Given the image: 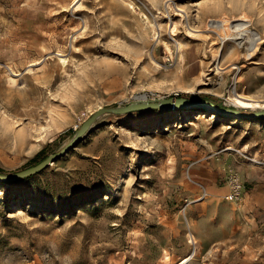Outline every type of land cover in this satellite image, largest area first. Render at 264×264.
I'll use <instances>...</instances> for the list:
<instances>
[{
	"label": "rangeland",
	"instance_id": "rangeland-1",
	"mask_svg": "<svg viewBox=\"0 0 264 264\" xmlns=\"http://www.w3.org/2000/svg\"><path fill=\"white\" fill-rule=\"evenodd\" d=\"M236 86L264 104V0H0V173L61 150L100 107L236 108ZM0 264H264V119L101 115L0 182Z\"/></svg>",
	"mask_w": 264,
	"mask_h": 264
},
{
	"label": "water",
	"instance_id": "water-1",
	"mask_svg": "<svg viewBox=\"0 0 264 264\" xmlns=\"http://www.w3.org/2000/svg\"><path fill=\"white\" fill-rule=\"evenodd\" d=\"M200 109L212 114L219 115L221 117L230 119H264V110H244L242 108H231L226 106H219L216 103L206 100L199 99H188L184 97L176 98H161V99H135L130 101V103L125 105H118L115 107H100L92 116L84 121L83 126L76 131L72 140L61 150L54 152V154L49 155L47 158L39 162V164L23 169V171L2 174L0 173V182L8 183L15 181H22L27 177L38 174L42 169L46 168L50 164L54 163L60 157L66 155L69 150L75 146L80 140L84 133L94 125L95 121L106 113L112 114H126L131 111H139L146 109H163L165 111H177L182 109Z\"/></svg>",
	"mask_w": 264,
	"mask_h": 264
},
{
	"label": "bare ground",
	"instance_id": "bare-ground-1",
	"mask_svg": "<svg viewBox=\"0 0 264 264\" xmlns=\"http://www.w3.org/2000/svg\"><path fill=\"white\" fill-rule=\"evenodd\" d=\"M237 39H240L242 41H246L249 42V50L253 49V47L255 46L256 42L259 40L258 34L257 32L254 31H250V32H239ZM221 52L222 50L219 52H217L215 54V62L217 63V65L219 64L220 60H221ZM183 56V55H182ZM59 60L62 62L63 65L66 64L67 60L65 57H60ZM184 60V59H183ZM184 62V61H183ZM234 66V65H233ZM14 75V74H13ZM16 75V74H15ZM233 94L229 97V101L233 104L234 107L236 108H242L244 110H264V104H260L258 101H256L255 99L252 100L249 97L243 95L242 93L237 91V86L232 90ZM146 95L140 96V98H145ZM260 101V100H259ZM229 104V103H228ZM20 142H24L27 139L25 137H22L19 139ZM244 170V169H243ZM242 170V171H243ZM241 171V172H242ZM243 173V172H242ZM239 174V173H238ZM236 181V180H235ZM195 240V239H194ZM196 242V241H195ZM193 242V243H195ZM196 244V243H195Z\"/></svg>",
	"mask_w": 264,
	"mask_h": 264
},
{
	"label": "built area",
	"instance_id": "built-area-1",
	"mask_svg": "<svg viewBox=\"0 0 264 264\" xmlns=\"http://www.w3.org/2000/svg\"><path fill=\"white\" fill-rule=\"evenodd\" d=\"M238 188H239V186H238Z\"/></svg>",
	"mask_w": 264,
	"mask_h": 264
}]
</instances>
